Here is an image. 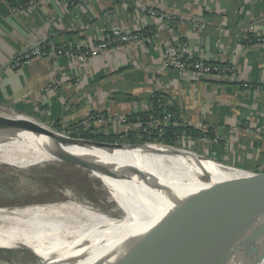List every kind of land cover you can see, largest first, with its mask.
<instances>
[{"label": "crops", "instance_id": "1", "mask_svg": "<svg viewBox=\"0 0 264 264\" xmlns=\"http://www.w3.org/2000/svg\"><path fill=\"white\" fill-rule=\"evenodd\" d=\"M11 1L0 0L1 113L11 108L68 131L95 113L149 111L156 95L175 108L183 126L264 141V91L252 89L264 80V0H37L18 13ZM150 9L172 15V28L161 29ZM114 25L137 41L85 63L51 53L89 50ZM180 42L195 60L234 66V78L193 80L164 69L165 48ZM36 49L46 54L34 56ZM246 127L252 135H244Z\"/></svg>", "mask_w": 264, "mask_h": 264}, {"label": "bare ground", "instance_id": "2", "mask_svg": "<svg viewBox=\"0 0 264 264\" xmlns=\"http://www.w3.org/2000/svg\"><path fill=\"white\" fill-rule=\"evenodd\" d=\"M0 120L49 130L46 125L25 116L0 113ZM174 148L177 149L157 143L151 145L150 151L59 147L43 135L25 131L1 137L0 164L17 169L34 167L44 161L64 162L83 169L87 168L82 165L92 166L94 177L118 186L124 196L130 190L143 188L141 197L153 199V203L139 204V210L130 213L131 219L126 214L119 215L114 206V211L103 214L76 200L43 208H0V249L72 251L105 264H127L144 236L188 206L229 194L260 179L254 172L194 157L193 153L178 148L193 155L180 153ZM98 165L103 167L95 168ZM111 165L123 179L108 170ZM107 217L115 224L109 223ZM116 224L135 227L139 234ZM140 224L148 229L138 228ZM254 264H264V258Z\"/></svg>", "mask_w": 264, "mask_h": 264}, {"label": "water", "instance_id": "3", "mask_svg": "<svg viewBox=\"0 0 264 264\" xmlns=\"http://www.w3.org/2000/svg\"><path fill=\"white\" fill-rule=\"evenodd\" d=\"M48 129L32 124H8L6 120H0V138L25 131L43 135L59 147L99 148L111 151L134 148L150 151L152 145L69 137ZM108 170L120 179L124 178L113 165L108 166ZM256 175L260 177L257 182L207 202L190 205L157 226L143 237L139 249L127 264H254L262 260L264 172Z\"/></svg>", "mask_w": 264, "mask_h": 264}, {"label": "rangeland", "instance_id": "4", "mask_svg": "<svg viewBox=\"0 0 264 264\" xmlns=\"http://www.w3.org/2000/svg\"><path fill=\"white\" fill-rule=\"evenodd\" d=\"M193 22V23H192ZM191 24H200L195 19L191 20ZM186 44V43H185ZM187 48L188 45L186 44ZM11 108L9 109V111ZM7 111V110H6ZM4 115L22 116V114L14 111H7ZM4 112V111H3ZM1 113V112H0ZM3 114V113H2ZM24 117V116H23ZM114 117V116H112ZM122 118V117H116ZM110 126L112 130H106L105 127ZM203 124H197L195 127H202ZM48 128L62 132L63 129L55 126ZM123 129L122 124L118 121L108 125L94 127V134L99 133H117ZM244 135H252L249 128H244ZM223 136H215L217 142L201 143L198 137H187L183 134L178 138L176 151L180 153H188L194 157L216 161L229 167H236L242 170L260 173L264 172V141H242L241 136L232 135L230 132L222 134ZM135 136L128 140L133 142ZM264 138V137H263ZM225 140V144L221 143ZM121 142V141H120ZM255 143V144H254ZM263 144V147L261 148ZM181 148L185 151H180ZM262 149V150H261ZM246 155H243V154ZM249 157V158H248ZM91 168L83 169L78 165L67 164L64 162L44 161L40 164L26 168L17 169L0 164V208L22 209L31 207H49L57 203L70 200H76L84 204L94 207L96 211L103 214L114 211L116 208L119 215H128L131 219L132 212L139 210V204H152L153 199L141 197L143 188L130 190L127 196H124L118 186L106 184L101 179L94 177L93 167L82 165L81 167ZM103 167L98 165L95 168ZM248 168V169H246ZM262 169V170H261ZM134 192V193H133ZM118 199V200H117ZM107 203V204H106ZM101 219V218H100ZM109 223L115 224L110 218H106ZM117 227H128L136 234H139L135 227L116 224ZM147 230V226L140 224L138 228ZM146 228V229H145ZM116 230H119L116 228ZM31 251V250H30ZM27 251V250H7L0 249V264H102L94 257L79 252H49V251ZM105 264V263H103Z\"/></svg>", "mask_w": 264, "mask_h": 264}, {"label": "built area", "instance_id": "5", "mask_svg": "<svg viewBox=\"0 0 264 264\" xmlns=\"http://www.w3.org/2000/svg\"><path fill=\"white\" fill-rule=\"evenodd\" d=\"M36 2L37 0H29L27 2L12 6V12L18 13L23 9L30 8L34 6ZM146 12L151 18L161 22V29L170 30L172 28V21L175 19L172 15L158 13L157 11L151 9ZM193 27L196 29H202L203 24H193ZM137 39V36L124 31L118 25H114L110 29V34L107 37L100 39L94 45V47L89 50L57 49L51 51V53L56 56H62L70 61L85 63L89 59L97 58L112 49L121 50L129 44L135 43ZM164 53L165 55L162 65L164 69H174L181 73H188L193 80H198L206 77H213L218 80H228L229 78L233 79L235 76V68L232 65L223 64L222 66H213L210 63L204 62L202 60L193 59L188 51L186 44L183 42H180L178 45L168 46L167 48H165ZM44 54H46V52H42L39 49H36V51L33 52V55L37 57ZM259 85V88H256L255 90L264 91V80ZM244 87L250 88L251 86L244 85ZM115 121H118L120 124H122L123 129L120 131V133H118L119 131L116 132L117 134L122 135L120 137L121 142L126 143L164 144L161 142L164 127L169 123H172L174 126H181L180 116L176 112L168 113L161 119H150L149 122H146L145 124L142 123L139 119L135 123H130L126 119V117H105L99 115V113H95L88 116L75 128L68 131H62L61 133H64L69 137L82 138L81 136L86 133L94 134L93 130L95 126L101 128V125H108ZM194 129L198 130L202 134L198 136L201 143L204 144L215 141L209 139L205 135V133H207L209 129V126L203 125L202 127H195ZM130 132H134L135 139L133 142H128L127 139ZM152 136L153 138H151Z\"/></svg>", "mask_w": 264, "mask_h": 264}, {"label": "trees", "instance_id": "6", "mask_svg": "<svg viewBox=\"0 0 264 264\" xmlns=\"http://www.w3.org/2000/svg\"><path fill=\"white\" fill-rule=\"evenodd\" d=\"M29 0H12L11 1V5L15 6L18 5L20 3H24L27 2ZM213 66H222L223 64H211ZM260 85H253L252 89H256L259 88ZM151 103V109L149 111H143V112H138L136 114H131L128 115L126 117V119L130 122V123H135L137 122V120L139 119L142 123H146L149 122V120H155L158 118H163L166 114L168 113H173L176 112L175 108L173 107H165L162 106L159 100L158 96H153L150 100ZM177 113V112H176ZM102 116H105V114H99ZM106 117V116H105ZM55 127H57L58 125H54ZM164 132L163 135L161 137V142L164 143L165 145L171 146V147H175L178 142V138L181 137L183 134H185L187 137L188 136H194V137H198L200 135H202L198 130L194 129V128H190V127H186V126H174L172 123H169L167 126L164 127ZM154 132V131H152ZM205 135L212 140H217L215 137V134L213 132V130L209 127L207 133H205ZM122 135L117 134V133H99V134H89L86 133L84 135H82V138H86V139H90V140H96V141H109L112 143L115 142H120ZM134 136V132H130L129 136H128V140L131 139ZM153 138V136L151 137ZM217 142V141H216ZM248 169V168H246ZM264 169V167L262 168ZM261 169V170H262Z\"/></svg>", "mask_w": 264, "mask_h": 264}]
</instances>
